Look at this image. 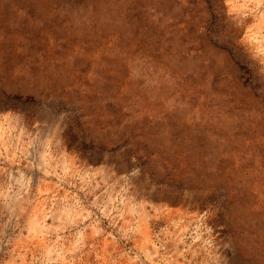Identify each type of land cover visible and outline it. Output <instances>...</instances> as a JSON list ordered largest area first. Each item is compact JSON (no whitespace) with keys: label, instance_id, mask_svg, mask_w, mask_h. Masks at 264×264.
Instances as JSON below:
<instances>
[{"label":"rangeland","instance_id":"374dc122","mask_svg":"<svg viewBox=\"0 0 264 264\" xmlns=\"http://www.w3.org/2000/svg\"><path fill=\"white\" fill-rule=\"evenodd\" d=\"M0 264H264V0H0Z\"/></svg>","mask_w":264,"mask_h":264}]
</instances>
